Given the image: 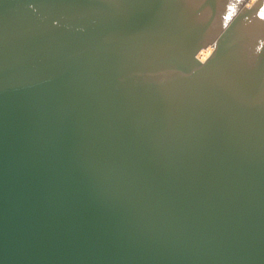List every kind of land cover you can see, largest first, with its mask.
Instances as JSON below:
<instances>
[{
  "label": "water",
  "instance_id": "1",
  "mask_svg": "<svg viewBox=\"0 0 264 264\" xmlns=\"http://www.w3.org/2000/svg\"><path fill=\"white\" fill-rule=\"evenodd\" d=\"M255 2L0 0V264H264Z\"/></svg>",
  "mask_w": 264,
  "mask_h": 264
},
{
  "label": "bare ground",
  "instance_id": "2",
  "mask_svg": "<svg viewBox=\"0 0 264 264\" xmlns=\"http://www.w3.org/2000/svg\"><path fill=\"white\" fill-rule=\"evenodd\" d=\"M254 1H256V0H249V2H247L248 3L247 6H249V4H252ZM213 49H214V45H209V46L205 47L204 49H202V53L206 54L207 56H210Z\"/></svg>",
  "mask_w": 264,
  "mask_h": 264
},
{
  "label": "rangeland",
  "instance_id": "3",
  "mask_svg": "<svg viewBox=\"0 0 264 264\" xmlns=\"http://www.w3.org/2000/svg\"><path fill=\"white\" fill-rule=\"evenodd\" d=\"M247 2H249V0H247ZM254 2H255V1H254ZM254 2H253L252 4H249V6L253 5ZM255 3H256V2H255ZM247 4H248V3H247ZM207 46H209V45H207ZM207 46H202V49H204V48L207 47Z\"/></svg>",
  "mask_w": 264,
  "mask_h": 264
}]
</instances>
